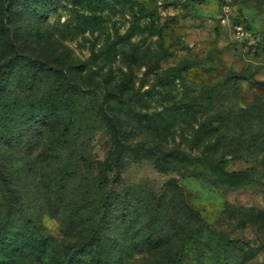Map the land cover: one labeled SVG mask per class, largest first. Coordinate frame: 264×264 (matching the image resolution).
<instances>
[{"label": "rangeland", "instance_id": "374dc122", "mask_svg": "<svg viewBox=\"0 0 264 264\" xmlns=\"http://www.w3.org/2000/svg\"><path fill=\"white\" fill-rule=\"evenodd\" d=\"M5 262L264 264V0H0Z\"/></svg>", "mask_w": 264, "mask_h": 264}, {"label": "built area", "instance_id": "2783aa9c", "mask_svg": "<svg viewBox=\"0 0 264 264\" xmlns=\"http://www.w3.org/2000/svg\"><path fill=\"white\" fill-rule=\"evenodd\" d=\"M241 32H242V28L236 26L235 27V33L239 35V34H241Z\"/></svg>", "mask_w": 264, "mask_h": 264}, {"label": "trees", "instance_id": "16d2710c", "mask_svg": "<svg viewBox=\"0 0 264 264\" xmlns=\"http://www.w3.org/2000/svg\"><path fill=\"white\" fill-rule=\"evenodd\" d=\"M5 264H7V263L5 262Z\"/></svg>", "mask_w": 264, "mask_h": 264}]
</instances>
